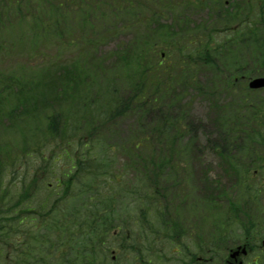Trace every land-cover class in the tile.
Instances as JSON below:
<instances>
[{"label": "trees", "instance_id": "1", "mask_svg": "<svg viewBox=\"0 0 264 264\" xmlns=\"http://www.w3.org/2000/svg\"><path fill=\"white\" fill-rule=\"evenodd\" d=\"M30 1L0 0V29L11 25L14 18L24 17L20 12L22 5L38 6V3ZM48 3L45 0L44 4ZM137 3V0L127 2L128 5ZM257 7L258 0H228L227 4L223 0H148V18L140 19L146 33L139 38L141 44L137 42V47L131 51L116 52L119 61L113 64V68L106 70L97 80V74L87 77L93 85L89 86L87 80H83V85L76 82L81 88L80 94L72 90L73 94L69 96V90L65 89L58 93L57 98H43L45 108L48 103L58 105L67 100H72L73 104L56 109L54 114L47 116L43 126L37 130L40 135L29 131L30 136L36 139L35 147L23 143L15 156L9 150H4L3 155L0 152V264H100L109 232L120 218V210L125 208L120 207V202L124 203L121 196L125 202L130 199L134 203L135 219H147L149 211L156 213L161 232L177 241L185 195H178L173 188L181 185L180 173L183 171L177 166L180 160L174 156L182 155L186 149L180 143L184 135L194 134L196 130L184 114L172 117L167 112L176 104L175 99L170 98V103L164 106L167 107L166 113L162 111L164 97L170 93L165 83L166 74L170 79L180 77L183 82V77L198 70H210L215 74V91L240 95L241 102L230 104V111L216 119L219 137L217 146L211 143V148L214 151L219 149V158L223 162L222 167L219 163L220 173L214 180L218 183L214 188L216 194L208 191L204 198L205 203L214 206L219 202L225 203L221 209L240 210L242 202L238 195L230 201L231 193L221 179L232 172L235 186L240 189L239 195L245 196L243 188L249 187L250 178H254L249 174L250 165L264 170V98L257 104L250 103V96L255 91L247 88L242 78L244 73L239 72L245 71L246 66L250 69L256 66L247 61V55L241 59L237 57L242 47L254 64L257 62L264 66V17L260 13L257 14L259 16L252 15V10ZM190 9L205 10L214 14V19L203 21L201 26L189 19L180 21L188 16ZM82 21H86L85 15ZM49 22L51 19L48 17L44 20L38 17L33 18L32 23L41 26V32H44L45 24ZM151 32L155 35L150 36ZM162 48L166 49L163 57L160 54ZM85 67L84 64L62 67L53 74H49L51 70L47 69L38 75L35 82L51 81L61 76L74 81L78 76L83 77V73L86 75ZM230 73L235 77L229 78ZM119 76L122 84L116 83ZM9 84L16 92L23 91L18 101L22 117L27 118L32 111L35 114L38 95L27 100L21 97L25 96L24 88ZM118 85L122 86V91ZM95 87L97 93L93 94ZM34 88L29 87L27 92L33 94ZM0 90H8L2 81ZM62 95L66 100H60ZM77 106L81 113L71 114L70 110ZM127 111L137 112L139 121L149 117L153 130L149 132L146 129L148 123L146 127H139L143 125L140 124L135 132H143L135 140L118 146L104 142L103 133L108 130V123L120 120ZM250 122H258L261 126L247 127ZM66 130L72 134L57 151L56 138ZM75 136L78 137L73 138ZM238 137L247 138L248 143L243 145L237 141ZM69 138H73L72 141ZM236 146L241 150L243 147L250 158H229L234 165L232 169L225 164L223 157L228 158V148ZM123 148L128 158L121 167L113 166ZM33 154L44 160V178H51L55 188H63L59 194L54 192L56 197L50 207L44 206L46 197L40 198L36 207L29 206L44 180L43 174L33 173L22 186L10 171L9 182H3L2 163L12 170L16 168L17 162L14 164V161H29ZM238 155L244 153L240 151ZM63 158H66L65 162ZM128 170L132 173L130 178L126 176ZM204 177L209 182L207 173ZM123 179L131 180L126 193L119 189ZM77 196L82 198L76 201ZM19 204L26 206L19 207ZM220 219L225 223L228 216L223 215ZM216 228L212 225L210 234H217ZM141 236V246L145 248L144 233Z\"/></svg>", "mask_w": 264, "mask_h": 264}, {"label": "rangeland", "instance_id": "2", "mask_svg": "<svg viewBox=\"0 0 264 264\" xmlns=\"http://www.w3.org/2000/svg\"><path fill=\"white\" fill-rule=\"evenodd\" d=\"M40 1H30V3H38L37 7L31 4L22 5L20 12L24 17L21 19L14 18L11 25L0 29V75H2L0 81L3 82L2 84L5 89L8 88L4 92L0 90V152L2 154L4 150H9L15 156L23 143L35 147L36 139L34 136H30L29 131H34L40 135V132L37 130L43 126L47 116L54 114L56 109L66 108L73 104L72 100H67V102H60L61 104L58 105L48 103L45 108L43 106L46 104L42 105L43 98L46 100L50 96L57 98L58 93L64 92L65 89L69 90V96L73 92L80 94L81 88L76 82L83 85V80H87L88 76L92 78L97 74L96 80L103 76L106 70L113 68V64L119 61V56L115 53L121 50H134L137 47V42L142 43V41H139V38L145 33L140 19L148 18V0H137L138 3L135 5H128V0H46L49 2L48 4H44L45 0ZM223 1L227 4V0ZM259 13L264 17V0H258V7L252 10V15L254 16H259L257 15ZM83 15H85L86 21H82ZM38 17L40 20H44L46 17L51 19V23L45 24L47 32L46 29L44 32H41L42 27L32 23L33 18ZM186 19L201 26L203 21L213 20L214 14L207 13L205 10L190 9L188 16H185L180 21ZM13 23L15 24L12 25ZM154 35V33H150V36ZM162 50L164 53L166 52V49L162 48ZM237 54L239 59L247 55V61L256 66L252 69L246 66L245 71L239 72V74L244 73L245 80L250 77L264 76V66L257 62L254 64L250 55L242 47H240ZM38 58L42 66L35 70L36 63H33V61ZM217 62H219V59H217ZM82 64L86 66L84 69L86 75L83 73V77L78 76L74 81H71L67 76H61L51 81L35 82L36 75L43 74L49 68H52L49 74H53L62 67L81 66ZM178 73L181 74L180 72ZM234 77L235 75L230 73L229 78ZM5 78L6 80H4ZM193 79H197V81ZM115 80L117 84H122L121 76L116 77ZM180 80V77L170 79L167 77V74L165 75V83L169 86L170 93L164 97L161 109L166 113L167 107L164 106L170 103V98L175 99L176 104L168 108L167 112H170L172 117H179L180 114H184L192 122L193 130H196L194 134L184 135L180 143L186 149L182 155L174 156L175 159L180 160V162L176 161L178 162L177 166H180L183 171L180 173L181 185L179 187H175L174 185L173 188L178 195H185V200L181 204L183 222L181 230H183V237L179 242H182V245L186 244L194 252H197L194 248V243L199 238L200 230L203 232V239L207 241L211 239L210 234L207 235V233L210 232L212 225L217 226L219 231L220 228H224L227 224L222 219L219 220L223 215H227V209H221L226 204L219 202L216 206L210 205L204 202V198L207 196L208 191L212 195L216 194L214 188L218 186V183L214 180L220 173L219 166L221 165L222 167L221 162H223L219 158V149L217 148L214 151L213 147L211 148V143H215L217 146L219 137L216 119L218 120L219 116L230 111V104L240 103L241 97L239 94L230 91L228 93L215 91L213 89L215 74L210 70H198L191 76L183 77V82ZM17 81L21 83L17 84ZM9 83L24 88L25 96L21 97L27 100H30L29 97L35 99V95H38V98H36L38 103L35 114L32 111L27 118L22 117V107L18 105V101L23 91L16 92ZM87 83L89 86L94 84L89 83L88 80ZM193 83L198 86L193 85ZM28 86L30 89L31 87H35L33 94L29 93V91L27 92ZM117 87L120 91L123 90L121 85ZM92 93H97L96 87ZM263 98L264 89L256 90L250 96V103L257 104ZM62 99L66 100L65 95H62L60 100ZM70 113H78L79 115L81 113L80 107L77 106V108L71 109ZM137 115V112L127 111L125 116L121 117L120 120L109 122L108 130L103 133L104 142L112 146L125 145L126 142L133 141L136 139V136L142 134L143 131L141 133L135 132L136 126L140 124L143 125L139 127H146L148 123L146 129L149 132L150 129L153 130L154 125H152L149 117L148 119L144 118V120L139 121ZM246 126L258 128L261 124L250 122ZM71 134L72 131L66 130L62 136L56 138L57 144L55 148H57V151L63 145L62 142L68 140ZM230 136L235 140L234 135L230 133ZM73 138H69V140L72 141ZM240 139L238 137L237 141H240L243 145L246 144V138ZM255 146L259 149L257 145ZM125 151L126 149L124 148L120 151L113 166L121 167L124 164L125 159L128 158ZM240 151L244 155H238ZM226 154L223 155L225 156ZM232 157H239L240 160H249L250 158L249 155H246L243 147L242 150L237 146L235 148L229 147L228 158L225 159L223 157V160L232 169L234 165L229 161V158ZM34 159L35 156L33 154L30 156L29 161L21 159L17 162L16 160L14 161V164L17 162L16 168L12 170L8 165L4 167L2 163L3 182H9L12 176L10 171H12L13 176L16 177L18 182L22 180L20 184L23 186L33 174L28 175L27 171L39 173L42 169L41 167H38L37 170L34 169V167L39 165L38 162L33 161ZM18 172L22 173L18 175ZM23 172L26 175L25 178ZM254 172L256 175L252 171V176L264 180V170L258 169V172ZM205 173H207L209 182L205 180ZM131 174V171L128 170L126 173L127 178H130ZM52 182L51 178H44L41 186L39 184L32 203L33 205H38L37 201L42 197L47 198L46 207L52 204L56 195L54 192L50 193L49 190H46L49 189L47 186ZM128 182H131V180L125 181L123 179L122 184L119 186L120 190L125 191L123 193H126V190H128ZM221 182L225 184L231 193L230 201L234 200L238 195L239 200L242 202L240 207L238 206L240 210L231 208L233 214L237 213L234 214L236 215L235 217L241 219L250 215L256 221V224L262 219L264 225V194L259 195L258 200H249L250 196H240V189L235 186L236 180L232 172H230L229 176L222 177ZM57 191H62V189H57ZM122 191L120 192L122 193ZM80 198L82 196H77L75 200L79 201ZM121 199L128 211L124 215L123 211L126 207L120 210L121 218L125 219L120 222L121 226L117 227V235H110L108 237L106 248L104 249L106 253H103L105 256H102L101 264H182L184 260L181 259L180 255H172L173 258L171 257L170 246L167 243H160L155 246L152 255L148 252V263L140 262L143 255L140 256L133 252L131 249L132 239L125 240L120 236L127 232L128 235H131L135 227H138L137 221L135 225L132 224V219L135 216L134 203L130 199H127V202H125L126 200L124 201L122 196ZM148 208L151 210L149 205ZM147 218L146 222H149L158 229L157 214L153 212L148 213ZM192 230L196 231L190 232ZM255 230L263 231L262 228L258 229L257 227ZM262 234L264 235V231ZM240 236L241 229L239 225L232 223L229 227L225 228L226 245L219 256L213 255L210 249L211 253L197 252V255H192V258L199 256V254L205 255L207 258L213 255V264H222L224 263L228 247L231 246L233 240L240 238ZM210 246V243L205 245L206 248H210ZM112 251L115 256L114 259L111 258Z\"/></svg>", "mask_w": 264, "mask_h": 264}, {"label": "flooded vegetation", "instance_id": "3", "mask_svg": "<svg viewBox=\"0 0 264 264\" xmlns=\"http://www.w3.org/2000/svg\"><path fill=\"white\" fill-rule=\"evenodd\" d=\"M258 242H260V244ZM239 244L245 245L247 254L243 255L241 251H239L234 258L225 259V264H259L264 254V238L246 234L242 236L240 243L232 245L231 248ZM240 261L242 262L240 263Z\"/></svg>", "mask_w": 264, "mask_h": 264}, {"label": "water", "instance_id": "4", "mask_svg": "<svg viewBox=\"0 0 264 264\" xmlns=\"http://www.w3.org/2000/svg\"><path fill=\"white\" fill-rule=\"evenodd\" d=\"M248 85L253 89L264 87V76L251 79Z\"/></svg>", "mask_w": 264, "mask_h": 264}]
</instances>
